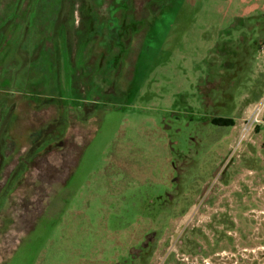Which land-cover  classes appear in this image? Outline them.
Masks as SVG:
<instances>
[{
    "label": "rangeland",
    "instance_id": "1",
    "mask_svg": "<svg viewBox=\"0 0 264 264\" xmlns=\"http://www.w3.org/2000/svg\"><path fill=\"white\" fill-rule=\"evenodd\" d=\"M92 1L97 0H53L48 15L62 18L54 25L42 20L41 30L33 26L28 33V6L17 9L14 0H0V49L7 45L0 50V151L13 153L1 180L19 166L15 157L27 147L28 133L59 116L55 105L30 114V97H53L65 110L77 105L93 130L78 144L82 127L88 128L70 111L67 151L57 159L34 160L28 181L1 213L11 218L17 236L28 232L0 256V264H109L125 255L122 242L131 247L153 230L157 235L145 264H264V41L254 60L244 47L216 65L208 54L218 29L237 17L264 14V0H133V55L105 68L78 55L69 59L71 43L91 37L83 28ZM41 39L60 40L59 62L28 60ZM208 73L212 82L203 86ZM204 92L210 95L207 115L233 119L234 125H204L193 132L198 146H185L189 121L174 119L173 112H199ZM197 120L193 116L191 123ZM169 137L178 142L177 164L183 167L179 199L155 222L136 224L144 200L161 193L173 174ZM75 164L68 185L60 188ZM4 231L0 221V251L15 236L6 238L10 232Z\"/></svg>",
    "mask_w": 264,
    "mask_h": 264
},
{
    "label": "flooded vegetation",
    "instance_id": "2",
    "mask_svg": "<svg viewBox=\"0 0 264 264\" xmlns=\"http://www.w3.org/2000/svg\"><path fill=\"white\" fill-rule=\"evenodd\" d=\"M26 1H28V3ZM51 1L53 0H21V2L17 3L16 0H14V2L11 3V6L16 5L17 9H22L24 4L25 7L28 6L29 33L31 30H33V26H36L37 28L40 27L41 30L42 20L44 22L46 21V24L50 21L54 25L58 22L59 18H62L63 14H61L60 17H51L52 15L50 16L51 18L49 17L48 9L52 7V5L49 4V2ZM150 1L152 0H149V2ZM56 7L60 10V13L63 12L64 8L61 3H57ZM90 8L91 16L85 19V25L87 27H84L83 29L88 33V35L91 34V37L84 40V42H80V44L77 41H73V43H71V56H69L70 61L73 62V58H75V55H78L79 59H81L82 62H85L87 64H93L94 62H96L101 66L103 65V67L105 68L106 65L115 63V59L120 60L121 62L128 60L129 57L133 55L129 50V48L131 47V39L128 28L129 25L132 26L135 22H138L137 19H133V21L130 20L131 12H135L133 0H97L96 2H91ZM76 17V25L77 27H80L81 25H83L81 23L82 19H80V16L77 13ZM260 17L264 19V14L248 18L237 17L228 24L229 26L227 25L225 28H222L223 30L218 29L217 32H219L220 35H216V42L213 43L212 47L208 51L209 55L214 56L211 59L214 61L216 59V61L210 64H217L219 60L228 61L232 58V56L237 57V55L235 54H238V52H240L241 47H244L246 49L245 53H248V58L254 60L255 54L257 53L259 48H257V46L259 43H261V37H258L260 39L257 40L256 33H252V28L248 29L245 26V22L249 18H252L253 21H257V18L259 19ZM116 21H120V26H115V24H113ZM234 31L236 32L235 35L233 34ZM242 32H246L247 35H244ZM34 46L36 48V52L32 55L28 52V60L33 56V58L42 59V61L44 59H47L48 62L54 63L59 62L64 56L63 54H60V51L63 48V46H61L60 44V40L41 39L37 41ZM4 48H7V45L1 47L2 50ZM55 50H58L59 53L57 54V51L55 52ZM224 64L225 63L223 62V67ZM209 75L210 73H208V75L205 77L203 86L211 84L212 80L210 82ZM213 80H215V77ZM36 94L43 95L41 89H37ZM209 96V93L204 92L201 94V105L199 112H194V114H191V112L188 113L187 110H184L182 112L183 116H179L180 113L178 114L176 112H173L174 119L181 117L189 121V123L186 122V124H184L185 127L191 128L190 132L187 131V133H185L183 136L185 146H189L190 144L195 147L198 146V141H196L197 135L195 134L194 136L193 132L197 131L200 127H203L207 124L218 126L215 125L212 121L213 119L220 117L214 114L210 116L207 115L208 104L206 103V100L209 101ZM52 98L39 97L36 99L30 97V100L33 101L30 109V114L37 111L36 107L39 108L40 106L41 111L44 109L47 112L50 111L49 108L51 107V105H55L56 111H59V116L55 120H44L42 122V128H39L38 130H31L28 133L27 147L25 148V150H19L17 156L15 157L16 160H19L20 164L16 167V169H14L13 172L9 171L8 177L4 181L1 180V177L6 173V171H4L6 167L4 168V166L9 163V158L11 157L10 155H12L13 153H10L8 151L10 153L8 154L6 152L7 150H3L2 152L0 151V221L5 228L4 233L8 231L10 232L9 234L6 233V238L11 235L17 236V234L15 230H12V228H10V223L13 222L11 218L6 216L2 217L1 213L7 209L8 205L6 206V204L7 202H9L10 198H12L18 186H20L23 181H28V179L26 178L28 177V172L35 159H57L60 155L64 154V151L67 149V145L64 144V142L66 141V139L69 140V137L67 135L71 126L69 116L70 111L75 113L78 120L77 123H80L81 126L88 128L85 129L82 127L84 131H82V137L80 136L79 138H77L78 144L85 143V141L91 136V132L93 131L92 127L87 124V121L77 113V105L71 103L67 105V108L65 110L60 105L59 101L54 102V98ZM212 101L214 106H218V97L212 98ZM213 113H216V111H213ZM63 115L65 116V118H63ZM193 116H196L198 120L197 122L191 123V121L193 120ZM164 127L165 129H168V126ZM177 131L180 132L181 130L176 129L175 133H177ZM85 136L86 138L84 139ZM50 137H52L51 140L43 145L40 150H38L40 144L45 139H48ZM167 144L169 149V170L173 174L170 179H167V181H165L164 179L162 184L166 185L163 186L161 193L159 192L156 195L154 194L151 198L144 200V204L142 206L143 209L141 213L136 216L138 219H136L137 221H135L136 224L143 219L150 220V223L155 222L157 218H160V214L166 213L167 211L172 209L171 204L176 201L177 198L179 199V196L177 197V192L180 189L179 173L182 172L183 167L178 168L177 164V156L180 155V152L178 154L176 152L178 142L169 137ZM67 154L68 153L66 152L65 155ZM80 154L81 151L79 153V156ZM79 156L77 157V162L79 160ZM23 159H25V161H28V163H25L23 165ZM184 162L185 161H183L182 163ZM76 164L73 167H69V172L66 175V178L64 179L63 184L62 186H60V188L66 187L68 185L71 172ZM21 169H24L25 172L23 171L17 175L16 173ZM42 171L43 175L47 174L45 169H43ZM9 183H13V187L9 191H7V186ZM156 206L159 207V212L154 215L152 211L153 209L155 210ZM27 232L28 230L22 231L21 234L17 236V238H15L14 236L13 242L11 241L12 237H10L8 245H6V247L0 251V256H2L4 253H7L8 251H12L15 245L18 244L20 237ZM156 235L157 232L155 230L145 232L142 235V239L136 245L134 244L131 247L128 246L127 241L124 243L122 242L121 247L124 250L125 255L120 257V261L117 260L109 264H145Z\"/></svg>",
    "mask_w": 264,
    "mask_h": 264
},
{
    "label": "trees",
    "instance_id": "3",
    "mask_svg": "<svg viewBox=\"0 0 264 264\" xmlns=\"http://www.w3.org/2000/svg\"><path fill=\"white\" fill-rule=\"evenodd\" d=\"M247 23V24H246ZM248 25L250 28H252V33H256L257 40L260 39L258 37H261L262 33L264 32V19L260 17L259 19L257 18V21H253L252 18L247 19L245 22V26ZM246 26V27H248ZM261 34V35H260ZM264 34V33H263ZM264 41V37H261V43ZM261 45V44H260ZM216 65V64H215ZM223 67V66H221ZM220 68V67H218ZM215 125L218 126H226V127H232L234 125L233 119L230 118H215L212 121Z\"/></svg>",
    "mask_w": 264,
    "mask_h": 264
},
{
    "label": "built area",
    "instance_id": "4",
    "mask_svg": "<svg viewBox=\"0 0 264 264\" xmlns=\"http://www.w3.org/2000/svg\"><path fill=\"white\" fill-rule=\"evenodd\" d=\"M258 111H259V109H258Z\"/></svg>",
    "mask_w": 264,
    "mask_h": 264
},
{
    "label": "crops",
    "instance_id": "5",
    "mask_svg": "<svg viewBox=\"0 0 264 264\" xmlns=\"http://www.w3.org/2000/svg\"><path fill=\"white\" fill-rule=\"evenodd\" d=\"M262 9V8H261Z\"/></svg>",
    "mask_w": 264,
    "mask_h": 264
}]
</instances>
